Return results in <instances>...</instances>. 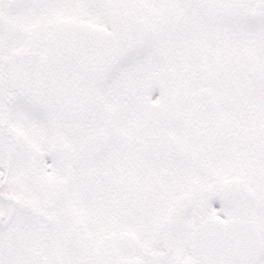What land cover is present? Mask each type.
Here are the masks:
<instances>
[{
    "label": "snow or ice",
    "instance_id": "snow-or-ice-1",
    "mask_svg": "<svg viewBox=\"0 0 264 264\" xmlns=\"http://www.w3.org/2000/svg\"><path fill=\"white\" fill-rule=\"evenodd\" d=\"M0 264H264V0H0Z\"/></svg>",
    "mask_w": 264,
    "mask_h": 264
}]
</instances>
